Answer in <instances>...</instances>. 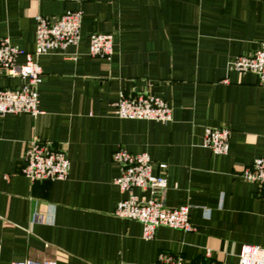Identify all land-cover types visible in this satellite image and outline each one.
Instances as JSON below:
<instances>
[{
  "label": "crops",
  "instance_id": "0c3cea01",
  "mask_svg": "<svg viewBox=\"0 0 264 264\" xmlns=\"http://www.w3.org/2000/svg\"><path fill=\"white\" fill-rule=\"evenodd\" d=\"M65 11L81 13L79 41L35 59L39 114L0 116V264H236L242 245L264 247V185L239 178L264 158V87L227 70L264 41V0H0V39L31 52L34 17ZM93 33L112 36L109 60L88 55ZM21 82L0 75V88ZM121 95L159 97L171 120L118 119ZM206 127L229 131L226 154L202 146ZM31 139L64 150V180L20 173ZM117 149L145 153L166 179L163 192L130 193L186 206L191 231L143 240L139 223L113 215L128 194L112 183Z\"/></svg>",
  "mask_w": 264,
  "mask_h": 264
},
{
  "label": "built area",
  "instance_id": "2783aa9c",
  "mask_svg": "<svg viewBox=\"0 0 264 264\" xmlns=\"http://www.w3.org/2000/svg\"><path fill=\"white\" fill-rule=\"evenodd\" d=\"M81 13L65 11L54 20L37 15L34 17V47L25 52L12 45L8 39H0V75L17 78L22 82L13 88H0V116L7 114H27L35 117L37 109V86L41 81V69L35 59L51 51L64 50L77 45L79 41ZM113 42L110 34L93 33L88 37V55L109 60ZM23 61L16 64V59ZM228 71L238 74L250 73L256 77L257 84L264 87V41L246 56H239L227 65ZM118 119H136L156 122H169L171 108L163 99L152 95L120 96L114 105ZM229 131L226 128L203 129L202 146L214 155L227 152ZM111 162L118 174L112 183L120 193H128L120 199L113 210L118 219L132 220L141 225V238L150 240L158 227L182 232L191 231L188 221V208L180 206L169 208L155 199L137 198L132 189L140 191H160L166 187V179L152 173L153 163L145 153L130 154L123 149L111 153ZM23 165L20 173L30 182L62 181L67 177L69 161L64 150L50 143L31 139L22 154ZM159 171L165 169L158 164ZM239 178L245 182L264 185V158L254 159L249 167H244ZM11 264H55L51 260H25ZM154 264H182L179 257L159 256ZM236 264H264V247L242 245Z\"/></svg>",
  "mask_w": 264,
  "mask_h": 264
}]
</instances>
